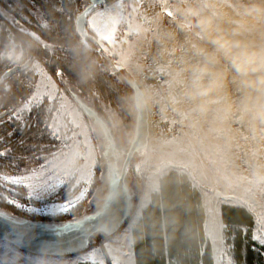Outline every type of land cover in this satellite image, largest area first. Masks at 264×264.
I'll use <instances>...</instances> for the list:
<instances>
[{
	"label": "rangeland",
	"instance_id": "obj_1",
	"mask_svg": "<svg viewBox=\"0 0 264 264\" xmlns=\"http://www.w3.org/2000/svg\"><path fill=\"white\" fill-rule=\"evenodd\" d=\"M184 6L185 0H114L88 13V31L128 78L136 81L149 66L171 67L172 57L168 61L159 58L157 37L161 31L177 32L182 42L197 39L181 31L182 17L177 9ZM29 72L34 73L36 83L31 86L33 95L23 111L27 113L44 101L49 103V111H53L49 128L59 148L38 157L20 175H2L1 181L6 184L7 176H33L31 189L11 185L21 189L16 194L15 206L8 202L13 200L9 196L4 198L7 204H3L41 222L95 212L104 199L103 196L100 200L99 187L102 144L92 127L95 123L59 91L40 64L35 63ZM182 123L183 129L173 137L147 146L131 162L127 183L134 206L119 233L108 237L103 245H98L94 238L84 253L69 257H36L0 241V264H136L132 230L151 196L159 192L161 178L174 170L186 174L201 193L206 212L205 233L214 264H226L231 255L225 239L226 225L221 219L222 206L248 210L254 218L252 235L257 217L264 215V132L259 130L264 126L253 131L246 122H233L217 133L210 131L211 125L207 123L192 127L183 118ZM114 126L119 149H128L133 131L127 132L119 121ZM95 189L98 191L90 198ZM225 248L229 251L222 260Z\"/></svg>",
	"mask_w": 264,
	"mask_h": 264
},
{
	"label": "trees",
	"instance_id": "obj_2",
	"mask_svg": "<svg viewBox=\"0 0 264 264\" xmlns=\"http://www.w3.org/2000/svg\"><path fill=\"white\" fill-rule=\"evenodd\" d=\"M8 1L22 6L24 13L37 8L40 16L37 18V40L26 47L45 67L58 89L69 96L72 102L78 104L81 101L94 108L113 133L114 122L118 121L127 132L133 131L136 112L130 106L129 98L133 92L126 82L128 76L101 45L93 43L85 47L78 33L76 20L81 14L73 9L78 8L84 0ZM26 96V89L18 84L12 92L6 94L4 100H0V104L14 102L18 98L23 102ZM44 107L43 104L38 109L37 121L32 120L23 129L19 126L9 138L5 139L0 133V208L32 221L37 220L3 204H7L4 199L6 196L18 199L16 194L21 189L1 181V176L20 175L28 165L35 164L38 157L59 148L58 141L46 135L42 123L45 118ZM92 127L98 131L94 124ZM99 139L103 150L105 140L102 133H99ZM5 148L8 152L3 151ZM100 161L101 179V157ZM100 183L102 200L105 186L102 181ZM95 191L98 190L95 189L90 198L94 197ZM90 208L93 206L87 207L85 211ZM81 214L52 222H66ZM221 219L226 225L225 239L233 262L264 264V246L252 239L253 215L245 208L223 205ZM205 222L202 195L189 177L176 170L167 172L161 178L159 192L151 196L150 203L132 230L136 264H214L212 247L205 233ZM95 239L98 245H103L108 237L100 235Z\"/></svg>",
	"mask_w": 264,
	"mask_h": 264
},
{
	"label": "clouds",
	"instance_id": "obj_3",
	"mask_svg": "<svg viewBox=\"0 0 264 264\" xmlns=\"http://www.w3.org/2000/svg\"><path fill=\"white\" fill-rule=\"evenodd\" d=\"M177 11L181 31L197 39L182 42L175 31L160 32L159 58H173L168 85H136L131 108L140 113L166 104L190 126L207 123L217 133L233 122L253 131L264 126V0H185ZM27 56L13 35L0 50V61L17 65Z\"/></svg>",
	"mask_w": 264,
	"mask_h": 264
},
{
	"label": "water",
	"instance_id": "obj_4",
	"mask_svg": "<svg viewBox=\"0 0 264 264\" xmlns=\"http://www.w3.org/2000/svg\"><path fill=\"white\" fill-rule=\"evenodd\" d=\"M107 0H91L78 18L79 35L85 40L91 38L86 33L88 13ZM92 41H94L91 38ZM107 57L106 54H104ZM28 64L16 67L5 78L25 70ZM132 92L136 81L126 79ZM85 115L101 128L105 144L101 150L102 183L105 186L104 199L95 212L84 214L66 222H37L20 218L0 208V241L8 242L20 251L36 257H69L84 253L92 240L100 235L110 237L119 233L126 225L134 206V196L127 183L128 169L133 159L148 146L149 115L148 110L137 113L133 136L128 149H119L115 137L98 112L78 101ZM123 160L121 166L120 161ZM109 194L114 198L109 201Z\"/></svg>",
	"mask_w": 264,
	"mask_h": 264
},
{
	"label": "flooded vegetation",
	"instance_id": "obj_5",
	"mask_svg": "<svg viewBox=\"0 0 264 264\" xmlns=\"http://www.w3.org/2000/svg\"><path fill=\"white\" fill-rule=\"evenodd\" d=\"M112 1L114 0H107L104 4L111 3ZM104 4L96 8L94 7L89 13L90 14L94 13L96 10L103 7ZM91 6H92L91 0H84L79 3L78 8L73 9V10L78 11L80 14H82L87 8ZM27 13H24L22 11V6L20 5H17V6L13 5L8 0H0V50L6 47L9 36L13 35L15 36L16 40L23 45V47L26 49L28 53L27 62L24 64V65L28 64V67L25 70L16 72L7 78H5V75L8 72H10L16 67H22L24 65L13 64L6 60L0 61V78H3V83H0V100L2 99L4 100L5 99L4 97H6V94L12 92L14 86L18 84H21L23 88L26 89V92L28 93V96L25 97L23 102L21 98H18V100L16 101L14 100V102H6V103L3 102L0 104V133L3 134L5 139H7L13 134V132H15L18 129L19 126L21 129H23L32 120L37 121L38 119L37 111L38 109H40V106L44 104L45 107H44L43 112H44L45 118H44V121L42 120V123H44L45 125L46 135H49L51 139H55V138H52L50 128H49V121L52 118L53 111L52 112L49 111L50 105L47 101H44L39 107H34L30 109L29 112L27 113L23 111L25 110L24 108H25L26 102H28L33 95V88H31V86H33V84L36 83V77L34 73L29 72V70L33 67L35 63L40 64L45 69V67L32 54L31 50L27 49L26 47L27 44L34 43V41L37 40L36 39L37 38L36 29L38 25L37 18L39 19L40 16H38L37 8L33 9L32 11H28ZM88 18L89 16H87V20ZM77 20H76V25H77ZM86 33L89 36H91V38L94 40L92 41L91 38L86 39L88 47L93 43H98L100 45L97 38L91 32L88 31V21L86 22ZM82 40H83L85 47H87L85 44V40L83 38ZM45 71L48 73L46 69ZM48 75L50 74L48 73ZM5 84L10 86L8 90H5ZM18 90H20V87L18 88ZM72 103L81 109V107L78 104H76L75 102H72ZM17 117H19V119H16ZM86 118L88 120H91L87 116ZM95 126L98 128V131L97 130L96 131L103 134L99 125L95 124ZM3 151L8 152V149L5 148Z\"/></svg>",
	"mask_w": 264,
	"mask_h": 264
},
{
	"label": "built area",
	"instance_id": "obj_6",
	"mask_svg": "<svg viewBox=\"0 0 264 264\" xmlns=\"http://www.w3.org/2000/svg\"><path fill=\"white\" fill-rule=\"evenodd\" d=\"M169 70L170 67L162 69L156 66H149L140 72V75L136 78V82L140 86L147 84L163 90L168 85ZM148 115V146L166 138H171L176 132L183 129L182 117L177 115L171 106L157 104L151 110H148Z\"/></svg>",
	"mask_w": 264,
	"mask_h": 264
},
{
	"label": "snow or ice",
	"instance_id": "obj_7",
	"mask_svg": "<svg viewBox=\"0 0 264 264\" xmlns=\"http://www.w3.org/2000/svg\"><path fill=\"white\" fill-rule=\"evenodd\" d=\"M16 119H19V117H17ZM4 179L9 185L24 186L25 188L28 189H31L33 187L32 184L33 176H7ZM29 195L32 196L31 194ZM8 202L12 203L14 206L16 205L15 200H9ZM252 239L253 241L258 242L261 246H264V215L257 217L256 230L252 235ZM228 251L229 250L227 248H225L222 251L221 253L222 260L224 259V254ZM226 264H233V261L230 256L227 257Z\"/></svg>",
	"mask_w": 264,
	"mask_h": 264
}]
</instances>
